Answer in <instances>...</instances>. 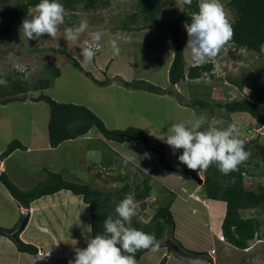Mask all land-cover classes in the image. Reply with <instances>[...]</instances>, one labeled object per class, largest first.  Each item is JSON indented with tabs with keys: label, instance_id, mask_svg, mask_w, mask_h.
Instances as JSON below:
<instances>
[{
	"label": "rangeland",
	"instance_id": "374dc122",
	"mask_svg": "<svg viewBox=\"0 0 264 264\" xmlns=\"http://www.w3.org/2000/svg\"><path fill=\"white\" fill-rule=\"evenodd\" d=\"M169 1V8L164 10L162 17L171 22L174 17L180 15L184 0ZM15 2L17 0H10L8 4ZM221 4L226 19L231 22L233 13L229 0H221ZM136 8L137 0H98L94 8H85L84 4L80 3L75 10L78 15L77 22L86 19L89 29L81 33L76 41H67L64 38L65 24L59 26L55 37L43 34L39 40L27 39L21 31V24L24 19L36 14V8L31 7L29 14L19 21L14 30L0 39V79L7 82L4 85H12L17 77L16 70L27 68L21 78L28 81L30 94L38 95L43 92L60 102L86 105L100 116L110 129L141 128L152 140L157 139L162 143L165 159L171 166L195 171L203 179L204 169L193 170L178 161L177 157L183 149L173 152L169 145L159 139L161 133H166L171 124L185 122L190 126L196 120L202 119L200 130H206L215 120H222L225 127L228 124H235L238 137L250 142L252 152L259 151L258 145L264 146V127H261L248 112H228L219 107L212 110L189 103L196 98L210 101L212 104L242 98L244 94L230 82V77H238L242 70L264 69V55L238 47L234 43H226L215 57L206 61L214 64V69L210 73L196 80L181 81L173 86L169 80V66L173 59L170 33L153 28L144 30L121 28L122 20ZM140 24L141 19L137 23H132L135 26ZM185 25V22L181 23L185 61L188 67L195 63L191 59L190 50L185 49L188 40ZM92 31L102 33L101 40L95 45L89 35ZM112 40H115L120 48L119 55L112 52L110 44ZM90 45L96 47L94 58L87 61L81 56L79 61L85 70L91 72L97 79L110 78L109 84L101 85L95 82L77 68L64 53L49 49L51 46H66L77 57L81 49ZM46 63L59 67L61 75L52 79L48 88L35 90L32 86L38 83V79L51 77L49 70L45 68ZM108 65L110 66L107 67ZM211 74H214V77ZM5 75L9 77L4 78ZM117 75L130 81L146 80L165 90L175 91L155 93L128 88L114 78ZM49 118L50 107L43 100L28 99L0 104V154L14 139H19L24 145L30 146V150L17 149L3 159L5 169L2 171H6L19 187L35 186L46 180L47 170H51L61 173L68 180L86 183L93 188L114 190L124 183L116 178L118 174H129L126 178L130 184L128 194L134 195L133 166L141 167L151 174L154 187L145 200L146 206L142 211L144 222H150L154 214L152 204L171 203L175 224L167 227L163 239L178 241L188 253L200 250L208 257H211L210 250L214 248L217 251L216 258L221 261L226 241L220 228L223 210L216 208L219 212L216 213V220L213 223L208 208L202 201L189 196L194 192L201 199L209 201L195 180L170 172L161 163L158 153L147 148L143 142L126 141L122 144L123 142L107 139L96 126H93L86 136L64 141L59 147L53 148L49 143ZM126 157L129 158L127 163ZM253 160L256 161L258 158L254 157ZM1 162L0 159V164ZM112 164H115L114 170L108 168L113 166ZM107 171L108 174L105 173ZM245 180L248 188L257 190L264 184V165ZM10 194L0 182V226L5 228L14 227V220L18 216L21 223L22 214L24 216V211L20 213V205ZM71 195L81 196L72 192ZM141 202L135 200L136 209L142 208ZM68 206L67 215L56 217L59 216V210L53 207L49 209L53 216L47 213L45 217L38 213L34 216V222L28 221V226L26 225L24 229L27 233L24 234L34 241L40 240L41 243L36 245L40 257L18 250L14 240L6 236L10 240L8 242L0 236V264L3 261H8L9 264H69L75 257V249L85 248L87 239L92 234L90 205L87 206L88 212L83 217L76 213L77 202L76 204L72 202ZM256 213L264 214V207L246 209L242 214L253 216ZM52 218L57 219L54 222ZM43 222L49 227L44 233L39 228V224ZM51 233L58 240L52 239ZM263 235L264 232L262 238L257 236V239L251 240L249 243L252 246L249 245L251 246L249 249H239L230 243L227 244L230 256L225 257L226 264H264V260H256L264 256V241H258L264 239ZM19 237L21 238V235ZM55 241L59 244L58 249L55 248L58 250L57 256L51 247ZM40 247L45 250L41 251ZM164 249L170 252L166 247L157 246L136 264H154ZM172 255L169 264H192Z\"/></svg>",
	"mask_w": 264,
	"mask_h": 264
},
{
	"label": "trees",
	"instance_id": "16d2710c",
	"mask_svg": "<svg viewBox=\"0 0 264 264\" xmlns=\"http://www.w3.org/2000/svg\"><path fill=\"white\" fill-rule=\"evenodd\" d=\"M9 1L0 0V39H3L6 34L13 31L19 21L29 14L30 8L35 7L39 3V0H17L15 3L8 4ZM61 2L67 12L65 26H72L78 24V15L75 13L78 4L83 3L85 8H94L98 0H61ZM199 2L200 0H192V4L187 5L184 0L180 15L169 22L162 17L164 10L169 8V0H137V8L122 20L121 28L123 30L153 28L157 31L166 30L170 33L173 44V59L169 67V80L173 86L184 80L199 79L214 69V64L211 62L193 64L186 67L181 23H190L189 12L198 11ZM229 6L233 13V20L229 22L233 29V36L226 43H234L238 47L264 55V51L260 47L261 44H264V0H229ZM140 19L142 24L132 25V23H137ZM49 49L64 53L77 68L85 72L95 82L101 85L110 83V78L99 80L91 72L85 70L79 59L66 46H51ZM45 68L49 70L51 77L38 79V83L32 86L33 89L48 88L52 79L61 75L60 68L52 63H46ZM23 74L22 71L17 69V77L13 80L12 85L0 84V104L26 101L28 99L47 102L50 107L48 134L51 147L55 148L64 141L84 136L93 126H96L107 139L119 142H142L141 140L130 138V136L139 135H146L152 140L141 128H108L101 117L86 105L60 102L43 92L38 95L30 94L31 89L28 81L21 78ZM211 76L214 77V74H211ZM8 77V75L4 76V78ZM114 78L128 88L144 89L155 93L175 91V89L165 90L154 83L142 79L130 81L119 75ZM230 82L244 94L242 98L225 102L218 101L214 104L210 101L196 98L192 99L189 104L212 110L219 107L226 109L228 112H248L259 122L261 127H264V69L242 70L238 77H230ZM152 143L162 145L157 139H153ZM244 146L250 153L246 161L239 164L236 170H232L227 174L222 173L216 163L211 164L207 169H204L205 179L202 184L206 198L211 201H221L225 204V214L221 223L222 235L227 242L240 249L248 248L251 240L261 236L260 232L263 225V221L258 216L244 217L242 214L243 210L264 207V184L260 185L257 190L250 189L245 184L246 177L254 175L255 171L264 165V146L258 145L259 151L257 152L251 151V145L248 141H244ZM17 149L27 150L28 147L21 140L14 139L0 154V159H5ZM254 157H257L258 160H253ZM47 171L48 177L46 180L37 183L31 188L19 187L6 171H1L0 182L11 193L18 204L27 209L31 207V203L34 200L63 189L70 190L76 195H81L84 202L90 205L92 237L104 234V220L110 215L115 217V205L128 194L130 184L126 181V178L129 174H118L116 177L124 182L121 187L114 190H104L102 188H93L86 183L68 180L59 172ZM133 174L135 178L134 197L135 200L142 201V208L136 209L137 215L132 218V224L144 232L154 233L157 239L164 240L163 237L166 234L167 227L175 224L171 203L167 205L161 203L152 204L151 208L154 210V214L150 222H144L142 211L146 206V198L150 196L154 188L153 179L151 174L141 167L133 166ZM19 223L20 221L12 228L0 226V234L14 240L18 250L34 254L38 253V246L23 241L19 237L20 233L16 238L5 233L4 230L13 231ZM176 243L185 250L180 242L177 241ZM150 249L139 250L135 254L136 262ZM189 253L206 256L205 252L194 251V253ZM166 262L167 257H163L157 264H166Z\"/></svg>",
	"mask_w": 264,
	"mask_h": 264
},
{
	"label": "clouds",
	"instance_id": "9594fccd",
	"mask_svg": "<svg viewBox=\"0 0 264 264\" xmlns=\"http://www.w3.org/2000/svg\"><path fill=\"white\" fill-rule=\"evenodd\" d=\"M187 5L192 0H185ZM36 14L22 21L21 31L31 40H39L43 34L55 37L60 25L65 24L66 9L61 0H39L35 5ZM190 23L185 25L190 50L195 64L206 62L215 57L233 36L231 24L221 4V0H200L198 11H190ZM89 29V23L82 19L78 24L64 28V38L76 41L81 33ZM93 45L102 38L100 31L89 32ZM114 55L120 48L115 40L110 42ZM264 51V44L260 45ZM96 47L90 45L81 49L77 59L91 61ZM7 82L0 79V84ZM202 119L190 126L185 122L173 123L159 139L169 145L173 152L183 149L177 157L181 164L190 169H207L216 163L224 174L236 170L246 161L250 153L244 141L238 137L235 124L224 126L222 120H215L206 130H200ZM129 158H125L127 163ZM137 215L135 197L127 194L115 205V217L108 216L104 222V234L87 239L85 248L75 249L74 259L69 264H136L135 254L141 249L155 250L158 241L154 233H147L133 226L132 218Z\"/></svg>",
	"mask_w": 264,
	"mask_h": 264
},
{
	"label": "crops",
	"instance_id": "0c3cea01",
	"mask_svg": "<svg viewBox=\"0 0 264 264\" xmlns=\"http://www.w3.org/2000/svg\"><path fill=\"white\" fill-rule=\"evenodd\" d=\"M110 65H108L107 67H109ZM170 67V66H169ZM86 136V135H85ZM81 137H83V136H81ZM80 138V137H79ZM125 142H123L122 144H124ZM61 145V144H60ZM59 145V146H60ZM27 146V145H26ZM58 146V147H59ZM28 147V149L27 150H30V146H27ZM50 147V146H49ZM26 150V151H27ZM116 164V163H115ZM115 164H112L113 166H109L108 168L111 170H113V169H115ZM0 170L2 171L3 169H5V167H4V165H3V160H2V162H1V164H0ZM199 188H202V185H200V186H198ZM28 188V187H27ZM9 194H10V192H9ZM191 195H193V196H191ZM10 196H11V198H13L12 197V195L10 194ZM190 197H192V198H194L195 196H198L197 194H195L194 192H191L190 193V195H189ZM199 197V196H198ZM198 201H202V203L208 208V212H209V217H211V219H212V221H213V223H214V220H216V213H218L219 211V209H222L223 210V214H222V216H224V214H225V204L223 203V202H221V201H211V200H209V201H207L206 199H201L200 197H199V199H197ZM59 201H61L59 204H58V202ZM72 202H75V204H76V202H77V205H78V207H77V211H76V213L78 214V216L79 217H83L84 215H85V213H87L88 212V207H89V205L86 203V202H84V200H83V197L82 196H78V197H75L74 195H71V192L69 191V190H66V189H63V190H61V191H59V192H56V193H54V194H50V195H45V196H42L41 198H39V199H36V200H34L32 203H31V207L30 208H28L29 210H30V218H29V223H31L32 221L34 222V216L36 215V214H38V213H41L42 214V216L43 215H45V217L48 215L47 213H50V215L51 216H53L52 215V212L51 211H49V209H52L53 207H56L57 208V210H59L58 211V215L59 216H56V217H60V216H62V215H67L68 214V210H69V204L70 203H72ZM218 205V206H217ZM88 206V207H87ZM85 207V208H84ZM217 207H219V209L217 210L216 208ZM25 209H27V208H24V207H22V206H20V213H22ZM243 213V212H242ZM220 214V213H219ZM264 214H260V213H256V214H254L253 216H258L262 221H263V225H262V229H261V232H260V235L261 236H259L260 238H262V234H263V232H264V216H263ZM243 216L244 217H249V216H252V215H244L243 214ZM142 218H143V215H142ZM53 219V218H52ZM56 219L57 218H55V220H54V222L56 221ZM19 220H20V218H19V216H18V218L16 219V220H14V224H13V226H15L18 222H19ZM222 220H223V217H222ZM222 223V222H221ZM220 223V224H221ZM46 222H43V223H40L39 224V228H40V230L44 233V232H46V230H48L49 229V227H47L46 226ZM28 226V225H27ZM221 228V227H220ZM221 232H222V229H221ZM24 233H27L26 231H22L21 233H20V235H21V238L25 241V242H29V243H33V244H35V245H38V243H41L40 242V240H38V239H36V241H34L32 238H28V237H26L25 236V234ZM0 236H2L3 237V239H5V241H8V242H10V240L8 239V237H6V236H4V235H2V234H0ZM50 236H51V238L52 239H54V240H58V238H56L54 235H53V233H51L50 234ZM264 236V235H263ZM92 237V236H91ZM258 238V237H257ZM256 238V239H257ZM260 240H262V241H264V239H258V241H260ZM80 243H83V242H80ZM227 244H229V242H227V241H224V251H223V253H222V259H221V261L219 262V260H218V258H216V254H217V251L215 252V254H212V252H211V250L213 249V248H211V250H210V253H211V258L212 259H214V264H226L227 263V261H226V259H225V257L226 256H230V253H229V247H228V245ZM55 245V246H54ZM54 245L52 244V248H53V251L56 253V256H57V253H58V250L56 251V249H58V246H59V244H58V242L56 243V241H55V243H54ZM249 245H251L250 243H249ZM78 246V245H77ZM252 246V245H251ZM251 246L249 247V248H251ZM61 248H62V246H60ZM236 247V246H235ZM56 248V249H55ZM249 248H246V249H249ZM240 249V248H239ZM40 250L42 251V250H45L44 248H42V247H40ZM152 249H150L148 252H146L142 257H141V259L139 260V261H141L142 260V258H144L147 254H149L150 253V251H151ZM47 251V250H46ZM194 251H197V252H201L200 250H194ZM49 252V251H48ZM227 252V253H226ZM50 254V253H49ZM173 253L172 252H167L166 251V249H164V251L163 252H161V254L156 258V262H154V264H157L163 257H167V262H166V264H169L170 262H171V258H173L172 255ZM36 256H39L40 257V254H37L36 253ZM47 256V255H46ZM256 260H259V261H263L264 260V256H260L258 259H256ZM1 263V262H0ZM2 264H9V262L8 261H3L2 262Z\"/></svg>",
	"mask_w": 264,
	"mask_h": 264
},
{
	"label": "water",
	"instance_id": "95a60500",
	"mask_svg": "<svg viewBox=\"0 0 264 264\" xmlns=\"http://www.w3.org/2000/svg\"><path fill=\"white\" fill-rule=\"evenodd\" d=\"M130 138L134 139V140H141L147 148L158 153L161 163L170 172L179 174V175L187 177V178H191V179L195 180L199 185H202L204 183L203 177H201L197 172L181 170V169H177V168L171 166L165 159L164 147L160 144H153L148 136L139 135V136H130ZM0 173H1V170H0ZM29 218H30V210L25 209L23 219H22L21 223L18 225V227H16L13 231L4 230L5 233L16 238L18 236V234L21 233L25 229V227L29 221ZM157 241H158V246L166 247L169 251H172L175 256H177L181 259H184L189 263H192V264H214V259H212L211 257L190 254V253L186 252L185 250H183L172 239H165V240L157 239Z\"/></svg>",
	"mask_w": 264,
	"mask_h": 264
},
{
	"label": "built area",
	"instance_id": "2783aa9c",
	"mask_svg": "<svg viewBox=\"0 0 264 264\" xmlns=\"http://www.w3.org/2000/svg\"><path fill=\"white\" fill-rule=\"evenodd\" d=\"M20 71H22V72H26L27 71V68H24V69H19ZM105 173H107L108 174V171L107 172H105ZM192 196V195H191ZM195 199H199V197L198 196H195L194 197ZM222 239H224V238H222ZM211 252H212V254L213 253H215L216 252V250L213 248L212 250H211Z\"/></svg>",
	"mask_w": 264,
	"mask_h": 264
}]
</instances>
